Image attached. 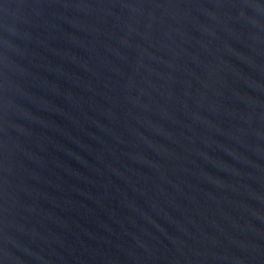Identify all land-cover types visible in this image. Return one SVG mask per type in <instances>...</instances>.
Listing matches in <instances>:
<instances>
[{
	"label": "water",
	"instance_id": "obj_1",
	"mask_svg": "<svg viewBox=\"0 0 264 264\" xmlns=\"http://www.w3.org/2000/svg\"><path fill=\"white\" fill-rule=\"evenodd\" d=\"M0 264H264V0H0Z\"/></svg>",
	"mask_w": 264,
	"mask_h": 264
}]
</instances>
